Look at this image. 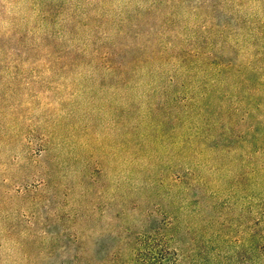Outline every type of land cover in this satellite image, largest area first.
<instances>
[{
    "label": "rangeland",
    "instance_id": "rangeland-1",
    "mask_svg": "<svg viewBox=\"0 0 264 264\" xmlns=\"http://www.w3.org/2000/svg\"><path fill=\"white\" fill-rule=\"evenodd\" d=\"M0 264H264V0H0Z\"/></svg>",
    "mask_w": 264,
    "mask_h": 264
}]
</instances>
